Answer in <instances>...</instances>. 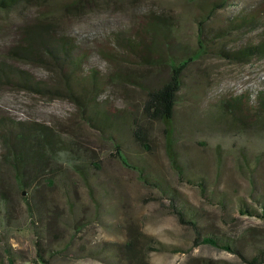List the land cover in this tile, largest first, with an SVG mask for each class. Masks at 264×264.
Wrapping results in <instances>:
<instances>
[{
	"label": "rangeland",
	"instance_id": "obj_1",
	"mask_svg": "<svg viewBox=\"0 0 264 264\" xmlns=\"http://www.w3.org/2000/svg\"><path fill=\"white\" fill-rule=\"evenodd\" d=\"M219 1L28 0L0 10V61L38 84L0 78V117L48 124L67 145L37 176H16L0 155V264L4 246L14 264H31L35 228L51 264H264V215L238 208L242 201L261 211L264 114L234 119L221 102L264 87V56L229 60L214 48L228 41L214 33L236 15L253 13L257 22L229 39L264 36V0H228L204 18ZM154 14L171 21L175 53H196L181 75L170 124L143 110L144 86L159 83L168 67L140 61L116 39L133 36ZM54 39L80 56L76 80L45 54ZM92 68L99 88L88 101ZM134 120L149 149L134 140ZM170 193L196 211L200 231L229 238L235 248L195 242L193 227L169 209ZM136 231L155 245L147 248L142 236L125 249Z\"/></svg>",
	"mask_w": 264,
	"mask_h": 264
},
{
	"label": "trees",
	"instance_id": "obj_2",
	"mask_svg": "<svg viewBox=\"0 0 264 264\" xmlns=\"http://www.w3.org/2000/svg\"><path fill=\"white\" fill-rule=\"evenodd\" d=\"M22 1L28 0H0V10L13 7ZM227 1L228 0H222L218 3H214L213 6L206 7L204 18L209 17L216 7H223ZM233 17L226 27L218 28L216 33H214L216 36L215 38H225L228 40L225 43L215 46L216 52L226 59L238 61L247 60L256 56H264V36L256 41L246 42L244 44H238V38L236 36L229 39V36H233L232 34H237H231V32H238L246 27L253 26L257 22L256 15L253 13H246ZM203 20L204 19H198L199 25L202 24ZM170 25L171 21L168 20L167 17L154 14L140 23L133 36L116 38L122 49L128 53L130 52V54L139 58L140 61H144L147 64H163L168 67L167 76L161 79L159 83L156 85L149 84L144 86L147 96L143 104V110L148 117L161 119L168 124H170L174 106L176 102L180 100L179 89L182 82L181 75L183 70L186 68L188 62L196 56L195 51H185L183 54L175 53V48L174 46L172 48L173 44L171 43V34L173 30L170 28ZM229 42L230 44L228 45L227 43ZM66 43L63 44V40L55 41V39L48 42V44L45 45L47 49V51L45 50V54L54 67L61 71L63 75L76 80V71H78L81 58L80 56H75L72 51V46ZM26 53L28 54V52ZM88 76L90 82L89 91L92 93L88 101H91L94 97L93 95L96 94V90L99 88L98 81L96 80L95 68L91 69ZM13 77L18 80V82H22L26 85L33 87L38 86L36 82L31 81V77L26 71L16 69L1 60L0 78L8 79ZM127 78L135 81L134 77L128 76ZM221 102L222 107L234 115V119L246 121L249 118L264 114V87L228 95ZM145 132V128L142 124L138 120H134L132 128L134 140L143 148L149 149ZM0 140L4 146V151L0 155L13 166L15 175L19 177H27L31 174L37 176L45 172L47 169L45 168L46 165H48L51 160H55L56 154L67 148V145H64L65 143H63L55 129L48 124L38 121H16L0 117ZM116 148L117 153L120 155V159L128 164L126 159L121 156L118 146H116ZM171 159L173 163L177 165L173 156H171ZM22 183L25 184V178H22ZM171 195L172 197L168 202L169 209L177 215V218L181 222L188 223L193 227L195 231V242L210 243L227 249L235 248V243L229 238H223L211 231H200L197 220L193 218V214L196 211L185 209L183 204L177 202L174 194L172 193ZM222 198H224V196ZM259 203L262 206L261 211H258L252 205L242 201L238 202V208L241 212L264 215V200H259ZM35 206L37 207V205ZM28 210L30 221L35 228L36 220L33 217V209L30 204ZM34 232L36 236V255L28 259L29 262L31 264H51V250L46 252V247L40 242L38 236L39 231L35 228ZM142 236H145L143 244L147 248H152V246L155 245L153 237L144 235L143 232L136 231L125 241V249L129 250L133 248L135 242L138 241V239H142ZM4 252L6 264H14L15 259L8 246H4Z\"/></svg>",
	"mask_w": 264,
	"mask_h": 264
}]
</instances>
